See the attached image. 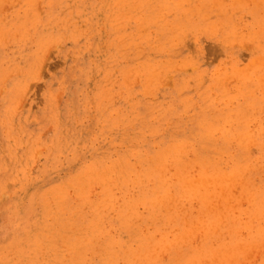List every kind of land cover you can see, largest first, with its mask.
Segmentation results:
<instances>
[{"label":"rangeland","instance_id":"rangeland-1","mask_svg":"<svg viewBox=\"0 0 264 264\" xmlns=\"http://www.w3.org/2000/svg\"><path fill=\"white\" fill-rule=\"evenodd\" d=\"M262 19L0 0V264H264Z\"/></svg>","mask_w":264,"mask_h":264},{"label":"bare ground","instance_id":"bare-ground-1","mask_svg":"<svg viewBox=\"0 0 264 264\" xmlns=\"http://www.w3.org/2000/svg\"><path fill=\"white\" fill-rule=\"evenodd\" d=\"M235 1V0H234ZM255 1V0H254ZM261 1V0H260ZM216 2V1H215ZM215 2H213V3H215ZM240 1H237V3H239ZM248 2V1H247ZM106 3V2H105ZM240 4V3H239ZM249 5V4H248ZM125 7V6H124ZM246 7V6H245ZM248 8V7H247ZM259 9V8H258ZM121 11V10H120ZM41 12V11H40ZM238 13V12H237ZM196 14V13H195ZM194 14V15H195ZM254 15V14H253ZM252 15V16H253ZM58 17V16H57ZM61 18V17H60ZM153 20V19H152ZM261 20V19H260ZM263 21H264V19H262ZM263 21H261V22H263ZM59 22V21H58ZM258 22H259V20H258ZM123 24V23H122ZM101 25H102V23H101ZM262 25V24H261ZM221 28V27H220ZM142 31V30H141ZM260 33V32H259ZM258 33V34H259ZM85 34V33H84ZM188 34V33H187ZM244 44V43H243ZM228 46V45H227ZM257 61V60H256ZM259 63H260V61H258ZM252 65V64H251ZM255 65V64H254ZM254 65H253V68H254ZM177 68V67H176ZM248 68V67H247ZM256 68V67H255ZM109 70V69H108ZM246 70V69H245ZM108 72H110V71H108ZM107 72V73H108ZM258 73V72H257ZM264 74V73H263ZM110 75H111V73H110ZM245 75V74H244ZM262 76V75H261ZM260 77V76H259ZM110 78V77H109ZM244 79V78H243ZM259 79V78H258ZM262 79H264V78H262ZM261 79V80H262ZM220 80V79H219ZM234 80V79H233ZM138 83V82H137ZM230 83V82H229ZM260 84V83H259ZM262 84V83H261ZM221 86V85H220ZM263 87V86H262ZM151 91V90H150ZM150 93V92H149ZM147 94H148V91H147ZM250 110V109H249ZM216 111V110H215ZM157 116V115H156ZM215 122V121H214ZM207 131V130H206ZM205 131V132H206ZM132 134V133H131ZM189 135V134H188ZM144 136V135H143ZM148 138V137H147ZM215 142V141H214ZM243 143V142H242ZM140 144V143H139ZM248 145V144H247ZM217 146V145H216ZM178 148V147H177ZM179 149V148H178ZM251 151H252V149H251ZM197 155V154H196ZM200 156V155H199ZM198 156V157H199ZM170 158V157H169ZM186 158V157H185ZM193 158V157H192ZM196 158V157H195ZM221 158V157H220ZM219 160V159H218ZM225 161V160H224ZM151 162H152V160H151ZM149 163V162H148ZM138 166V165H137ZM197 166V165H196ZM158 170V169H157ZM180 170H182V169H180ZM220 172V171H219ZM243 172V171H242ZM241 172V173H242ZM216 173V172H215ZM218 174V173H217ZM227 174V173H226ZM242 175V174H241ZM191 176V175H190ZM208 176V175H207ZM240 176V175H239ZM185 177V176H184ZM230 177V176H229ZM229 177L228 176H222V177H217V179H211V180H208V181H210L209 183H212V184H217L218 186H221V185H223V184H230V183H228L227 181H230V180H232L233 178H231V179H229ZM237 177H238V175H237ZM199 180V179H198ZM196 180H194L193 182H195ZM203 181V180H202ZM201 181V182H202ZM238 181V180H237ZM199 182V181H198ZM204 182V181H203ZM203 182H202V185H203ZM206 183V181L204 182V184ZM189 184V183H188ZM192 185V184H191ZM227 186V185H226ZM206 187V186H205ZM225 187V186H224ZM223 189V188H222ZM157 190H155L154 192H156ZM197 191V190H196ZM210 191V190H209ZM221 192H223V191H221ZM237 192V191H236ZM247 192V191H246ZM197 193V192H196ZM155 194V193H154ZM192 194V193H191ZM248 194V193H247ZM250 194V193H249ZM248 194V195H249ZM215 194H213V196H214ZM244 195V194H243ZM212 195H210V197H211ZM220 196H222V195H220ZM166 197V196H165ZM223 197H224V195H223ZM238 197V196H237ZM218 198V197H217ZM244 198V197H243ZM167 199V198H166ZM221 199H222V197H221ZM203 200V199H202ZM230 200V199H229ZM244 200V199H243ZM224 202V201H223ZM227 202V201H226ZM246 203V202H245ZM262 203V202H261ZM160 204V203H159ZM226 204V203H225ZM236 206V205H235ZM243 206V205H242ZM139 207H140V204H139ZM156 207V206H155ZM207 207H208V205H207ZM206 207V208H207ZM234 207V206H233ZM254 207V206H253ZM165 210V209H164ZM212 210V209H211ZM210 210V211H211ZM229 212H230V210H229ZM144 213V212H143ZM172 215V214H171ZM231 215V214H230ZM256 215H257V213H256ZM92 216V215H91ZM209 216V215H208ZM210 216H212L213 217V215H210ZM231 217V216H230ZM211 218V217H210ZM218 218V217H217ZM173 219V218H172ZM246 219V218H245ZM140 220H141V218H140ZM161 220V219H160ZM189 220V219H188ZM215 220V219H214ZM225 221V220H224ZM172 222V221H171ZM212 222H213V220H212ZM214 224V225H213ZM211 223V225L212 226H215V224H216V222H214V223ZM248 224V223H247ZM222 225V224H221ZM217 226V225H216ZM215 226V227H216ZM218 227V226H217ZM50 229V228H49ZM216 230V229H215ZM217 231V230H216ZM77 232V231H76ZM75 232V233H76ZM209 232V231H208ZM38 233V232H37ZM216 233V232H215ZM137 235V234H136ZM148 235V234H147ZM64 236H65V234H64ZM131 236V235H130ZM143 236V235H142ZM98 237V236H97ZM157 238V237H156ZM212 238V237H211ZM97 239V238H96ZM52 240V239H51ZM65 240V239H64ZM164 240V239H163ZM184 240V239H183ZM126 241V240H125ZM142 241V240H141ZM61 242V241H60ZM142 243V242H141ZM50 244V243H49ZM55 244V243H54ZM92 244V243H91ZM52 245V244H51ZM69 245V244H68ZM67 247V246H66ZM241 247V249H242V246L240 245L239 246V248ZM247 247H249L248 245H247ZM237 248V247H236ZM61 249V248H60ZM227 249V248H226ZM139 250V249H138ZM208 250V249H207ZM213 250V249H212ZM233 250H236L235 248L233 249ZM204 252V254H205V250H203ZM209 251V250H208ZM222 251H223V249H222ZM226 251V250H225ZM238 251H239V249H238ZM99 252V251H98ZM231 252V251H230ZM230 252H229V254H230ZM241 252V251H240ZM243 252V251H242ZM108 253V252H107ZM180 253V252H179ZM199 253V252H198ZM198 253L196 254L197 256H198ZM202 253V252H201ZM206 253H208V252H206ZM112 254V253H111ZM209 254V253H208ZM223 255H225L224 253H222ZM221 254V255H222ZM107 255V254H106ZM134 255H136V254H134ZM155 255V254H154ZM195 255V254H194ZM193 255V256H194ZM200 255V254H199ZM203 255V254H202ZM207 255V254H206ZM214 255V254H213ZM238 255V254H237ZM98 256V255H97ZM105 256V255H104ZM141 256V255H140ZM205 256V255H204ZM208 256V255H207ZM218 256H220V255H218ZM226 256V255H225ZM196 257V256H195ZM200 257H201V255H200ZM221 257V256H220ZM152 258V257H151ZM190 259H192V257H189ZM199 258V257H198ZM198 258H194V259H192L193 261L196 259H198ZM202 258V257H201ZM208 258H209V260L211 259V257L210 256H208ZM212 259H213V256H212ZM150 261H152L151 259H149ZM201 261H202V259H200ZM204 260V259H203ZM223 260H224V262H226L225 261V258L223 257ZM131 261V260H130ZM186 261L188 262V260L186 259ZM191 261V260H190ZM197 261H199V260H197ZM206 261V260H205ZM211 261V260H210ZM216 261V260H215ZM231 261V260H230ZM192 262V261H191ZM190 262V263H191ZM208 262V261H207ZM206 262V263H207ZM123 264V263H122ZM125 264V263H124ZM198 264V263H197ZM200 264H203V263H200ZM219 264V263H218ZM223 264V263H222Z\"/></svg>","mask_w":264,"mask_h":264}]
</instances>
